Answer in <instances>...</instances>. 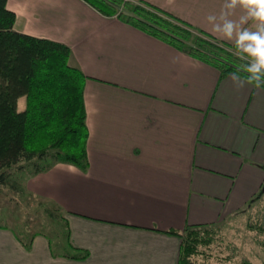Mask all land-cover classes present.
<instances>
[{
    "label": "crops",
    "instance_id": "crops-1",
    "mask_svg": "<svg viewBox=\"0 0 264 264\" xmlns=\"http://www.w3.org/2000/svg\"><path fill=\"white\" fill-rule=\"evenodd\" d=\"M128 1L234 45L213 32L223 16L241 14L230 0ZM6 7L16 31L67 45L69 64L85 76L88 167L54 163L25 187L61 209L69 243L88 257L54 256L42 234L26 248L3 226L0 264H178L181 239L168 231L216 223L261 189L264 88L238 90L232 73L220 78L83 0H7ZM25 104L20 97L18 110Z\"/></svg>",
    "mask_w": 264,
    "mask_h": 264
},
{
    "label": "trees",
    "instance_id": "trees-1",
    "mask_svg": "<svg viewBox=\"0 0 264 264\" xmlns=\"http://www.w3.org/2000/svg\"><path fill=\"white\" fill-rule=\"evenodd\" d=\"M0 0V186L17 187L12 178L19 172L33 176L54 163L88 167L86 111L83 98L85 76L69 64L70 48L60 42L20 33L14 29L15 14ZM98 13L121 21L157 38L217 69L220 78L245 68L248 58L234 45L192 27L189 23L148 3L128 0H83ZM243 75V73H241ZM25 97V109L17 101ZM264 183L261 189L236 212L257 210L258 229L264 234ZM49 214L62 212L46 207ZM65 227L56 236L57 247L45 233H14L29 248L33 237H47L54 256L85 259L88 252L69 243ZM217 223L186 225L167 233L181 239L178 264H197L200 245H209ZM3 227V226H0ZM61 234V235H60ZM66 239L65 245L63 243ZM264 245V241L262 243ZM60 248L61 250H58Z\"/></svg>",
    "mask_w": 264,
    "mask_h": 264
},
{
    "label": "rangeland",
    "instance_id": "rangeland-1",
    "mask_svg": "<svg viewBox=\"0 0 264 264\" xmlns=\"http://www.w3.org/2000/svg\"><path fill=\"white\" fill-rule=\"evenodd\" d=\"M30 176L19 172L12 180L17 187L0 186V226L27 234L45 233L57 247L55 238L64 232L60 219L62 212L49 214L46 207H55L27 191L25 185ZM262 203L249 211L233 212L216 223L217 231L209 245H200L201 254L195 257L197 264H264V234L258 229L257 210ZM61 235V234H60ZM66 239L63 243L65 245ZM61 250L60 248H57Z\"/></svg>",
    "mask_w": 264,
    "mask_h": 264
},
{
    "label": "clouds",
    "instance_id": "clouds-1",
    "mask_svg": "<svg viewBox=\"0 0 264 264\" xmlns=\"http://www.w3.org/2000/svg\"><path fill=\"white\" fill-rule=\"evenodd\" d=\"M237 5L241 14L237 16L233 11L223 16L220 24L213 26V32L218 30L220 38L234 43L248 58L245 68L230 76L236 89H243L246 85L261 89L264 88V0H230V8L235 9ZM249 24L251 27L247 26Z\"/></svg>",
    "mask_w": 264,
    "mask_h": 264
},
{
    "label": "water",
    "instance_id": "water-1",
    "mask_svg": "<svg viewBox=\"0 0 264 264\" xmlns=\"http://www.w3.org/2000/svg\"><path fill=\"white\" fill-rule=\"evenodd\" d=\"M263 190H264V187H263Z\"/></svg>",
    "mask_w": 264,
    "mask_h": 264
}]
</instances>
